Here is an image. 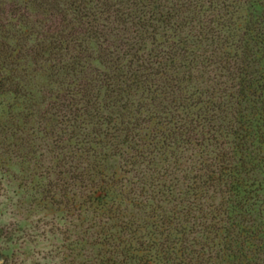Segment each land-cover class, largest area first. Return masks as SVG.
<instances>
[{
    "label": "trees",
    "instance_id": "trees-1",
    "mask_svg": "<svg viewBox=\"0 0 264 264\" xmlns=\"http://www.w3.org/2000/svg\"><path fill=\"white\" fill-rule=\"evenodd\" d=\"M1 101L79 264H264V0H0Z\"/></svg>",
    "mask_w": 264,
    "mask_h": 264
},
{
    "label": "rangeland",
    "instance_id": "rangeland-1",
    "mask_svg": "<svg viewBox=\"0 0 264 264\" xmlns=\"http://www.w3.org/2000/svg\"><path fill=\"white\" fill-rule=\"evenodd\" d=\"M1 103L0 264L85 263L90 248L79 258V227L86 224L78 219L75 195H62L60 168L46 160L42 144L19 148L17 137L25 134L12 131L9 105Z\"/></svg>",
    "mask_w": 264,
    "mask_h": 264
}]
</instances>
